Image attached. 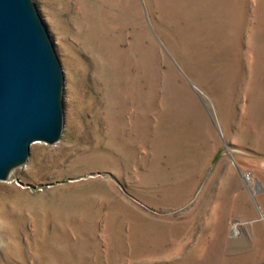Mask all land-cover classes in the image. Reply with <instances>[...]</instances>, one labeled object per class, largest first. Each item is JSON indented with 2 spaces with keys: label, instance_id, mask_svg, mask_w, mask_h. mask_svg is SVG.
Instances as JSON below:
<instances>
[{
  "label": "rangeland",
  "instance_id": "obj_1",
  "mask_svg": "<svg viewBox=\"0 0 264 264\" xmlns=\"http://www.w3.org/2000/svg\"><path fill=\"white\" fill-rule=\"evenodd\" d=\"M34 2L63 130L0 181V264H264L256 1ZM173 169L198 171L184 205Z\"/></svg>",
  "mask_w": 264,
  "mask_h": 264
},
{
  "label": "water",
  "instance_id": "obj_2",
  "mask_svg": "<svg viewBox=\"0 0 264 264\" xmlns=\"http://www.w3.org/2000/svg\"><path fill=\"white\" fill-rule=\"evenodd\" d=\"M64 73L34 0H0V181L63 130Z\"/></svg>",
  "mask_w": 264,
  "mask_h": 264
},
{
  "label": "crops",
  "instance_id": "obj_3",
  "mask_svg": "<svg viewBox=\"0 0 264 264\" xmlns=\"http://www.w3.org/2000/svg\"><path fill=\"white\" fill-rule=\"evenodd\" d=\"M254 1H256V5H258L260 8H261V18L263 19V22H264V14H263V12H264V10H263V7H264V0H260V2H259V4H258V1L257 0H254ZM261 25L260 26H258L260 29H255V36H254V38H253V44H255V41H256V43H257V41H258V44H259V46H260V48H258L257 46H256V49H258V51H257V53H256V51H255V49H254V53H256L255 55H254V57H255V61H253V59H252V64L253 65H256V70H255V73H254V75L256 76V74H258L259 72L260 73H264V46H263V43H264V27L262 26V21L260 20V22H259ZM258 30V32H256ZM252 45V43H251V39L249 38L248 39V45ZM247 45V46H248ZM255 46V45H254ZM260 49H262V51L260 52ZM242 56V55H241ZM241 59H242V62H244V57L242 56L241 57ZM239 62V64H240V60L238 61ZM262 71V72H261ZM253 75V76H254ZM261 108V107H260ZM160 113V112H159ZM258 113H260V111L258 112ZM200 115L201 116H203V112H201L200 113ZM227 123H226V127H225V125L222 123V129H224L225 131H227ZM236 127L237 128H239V131H241L242 130V128H243V126H240L239 125V123H238V119L236 120ZM229 128H230V130H231V125L229 126ZM195 131H197L195 128H193ZM244 129V128H243ZM206 130V129H205ZM212 129H209V130H207V131H211ZM254 130V132H256L257 130L256 129H253ZM201 131H203V129H201ZM200 131V132H201ZM235 131H236V128H235ZM262 132H263V134H264V127H263V129L261 130ZM199 132V133H200ZM259 132H260V130H259ZM255 151V150H254ZM263 154V153H262ZM190 171V174L188 173L187 175H181L180 174V172H179V170H175V169H173L172 170V173H171V175H170V179H171V181H172V184H173V186L175 187V189H176V199H173V202H175V200L177 201L178 200V202L181 204L182 203V205H184L185 203H187L188 201H189V199H190V197H189V191H190V189L191 188H194V186H195V184L194 183H196L195 181H196V179L198 180V176L199 175H197L196 173L198 172V171H193V170H189ZM156 177H155V179H154V181H152L150 184H156V183H158L159 182V173H157L156 175H155ZM197 177V178H196ZM161 178H163V173H161ZM191 180V181H190ZM182 196V197H181ZM147 200V199H146ZM151 201L152 202H148V203H157L158 201H154V200H152L151 199ZM142 202V201H141ZM178 218H180V216L178 217ZM159 234L161 235V236H163L164 234H165V229H159ZM177 239H179V238H177ZM189 243H190V241H189ZM188 251V250H187Z\"/></svg>",
  "mask_w": 264,
  "mask_h": 264
}]
</instances>
